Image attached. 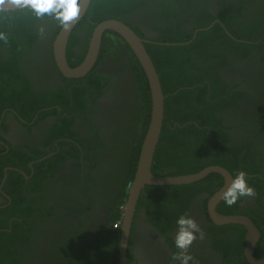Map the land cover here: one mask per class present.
Segmentation results:
<instances>
[{"label":"flooded vegetation","instance_id":"obj_1","mask_svg":"<svg viewBox=\"0 0 264 264\" xmlns=\"http://www.w3.org/2000/svg\"><path fill=\"white\" fill-rule=\"evenodd\" d=\"M111 19L141 39L145 51V45H158L152 28L158 20L149 14L127 12L97 22L88 20V26L76 28L79 21L70 33L73 44H68L69 35L65 47L70 68L84 61L93 28ZM12 23L8 18L1 26L10 29ZM55 23L53 17L41 19L33 27L34 41L22 44L16 33L18 49L0 47V264H119L123 217L149 123L150 98L142 134L144 94L134 60L140 65L125 40L105 31L91 69L81 78H67L53 55L52 42L61 28L54 35ZM221 28L232 44L245 42ZM200 30L189 41L175 45L187 44ZM261 51L264 54L263 46ZM241 52L233 45L224 66L214 71L236 99L233 107L220 114L221 123L228 128L231 143L254 141L264 148V127L259 124L264 122V55L252 47L245 55ZM147 90L149 96L148 85ZM237 90L244 96H236ZM14 97H38L46 105L35 110L19 101L14 108L8 102ZM195 146L190 144V149ZM183 158L164 172L156 168L154 173L160 175L153 173L152 159L150 171L155 176H183L169 175L177 168L182 171V164L193 161L189 168L195 164L192 156ZM220 167L229 178L211 173L184 184L194 185L187 192L174 194V188L182 185L141 187L130 214L124 264H179L174 259L180 251L174 236L176 220L184 214L194 218L204 232V238L198 237L189 248L194 257L189 264H260L264 260V194L241 197L229 207L215 196L235 176ZM257 189L262 191V184ZM118 211L119 220L111 224ZM223 217L244 218L252 228L222 222Z\"/></svg>","mask_w":264,"mask_h":264},{"label":"trees","instance_id":"obj_2","mask_svg":"<svg viewBox=\"0 0 264 264\" xmlns=\"http://www.w3.org/2000/svg\"><path fill=\"white\" fill-rule=\"evenodd\" d=\"M102 1L103 4L100 5V0H91L85 17L76 25V28L88 26V20L97 22L115 18L127 12L137 14L139 11L158 20V25L152 26L158 34V37L154 39L155 43L181 44L189 41L194 31L207 28L214 22L206 31H197L195 38L185 45H145L159 75L162 93L165 96L163 127L153 157L152 171L154 173L158 168L164 172L166 171V169L163 170L164 168L178 166L181 161H184L183 156H192V160L196 159L194 165L189 168L193 161L187 163L188 165L182 164L179 166L183 168L182 171L177 168V171L169 175L192 174L210 165H220L233 176H236L239 170L245 171L248 185L253 187L258 195L264 194V148H260L254 141L241 144L230 142L227 135L228 128L222 125L220 114L233 107L236 101L235 92L214 72L224 66L225 59L231 55L230 49L233 45L234 49L238 48L243 55L251 47L254 52L264 55L261 51L262 46L264 47V0ZM48 17L53 16L45 15L37 18L30 8L0 12V32L8 37L7 43L0 40V47L8 50H15L13 47L18 49L19 39L16 33L20 35L22 44L34 41L35 23ZM8 18L14 22L10 29L8 26H1V23L6 22ZM55 21L58 23L56 19ZM190 25L192 28L188 29ZM221 25L236 39L245 42L232 44L233 41L225 37ZM59 27L58 23L54 35ZM92 27L93 25L90 24L88 37ZM22 32H27L29 35L25 37ZM105 39L104 36L102 45ZM219 39L226 43L216 44L215 41ZM73 42L74 35L71 34L68 44ZM224 48L227 52L225 54ZM132 59L134 60L133 57ZM133 64L137 82L144 94V106L141 113L143 117L141 133L143 134L148 121L149 96L143 72L135 60ZM236 93V96H244L240 90ZM12 99L14 100H8V102L14 108L20 105L19 101L24 102L27 107L33 105L32 109L35 110L39 106L46 105L38 101V97H34V100L32 97L30 100L27 97ZM173 122H177V125H173ZM259 124L264 127V122ZM190 144H196V146L190 149ZM251 161H255L256 164H251ZM260 166L263 170L258 169ZM154 174L160 175V173ZM252 175L256 176L250 177ZM131 178L132 176L130 180ZM261 184L262 191L257 189ZM193 186H177L173 193L187 192ZM169 194L173 196L172 193L169 192ZM125 196L126 193H123L122 197ZM119 217L118 211L111 224L118 221Z\"/></svg>","mask_w":264,"mask_h":264},{"label":"water","instance_id":"obj_3","mask_svg":"<svg viewBox=\"0 0 264 264\" xmlns=\"http://www.w3.org/2000/svg\"><path fill=\"white\" fill-rule=\"evenodd\" d=\"M89 1L90 0H80L81 11L79 17L73 22L70 29L65 30L64 28L61 27L52 42L54 59L61 73L67 78L83 77L91 69L95 61V58L99 51L102 34L105 31L109 30L119 34L125 40L127 45L130 47L143 71L149 89V98H150L149 123L145 136L140 146V151L138 153L135 176L133 183L129 189L128 203L122 223L123 239L120 245L121 250L119 255V260H120L119 264H124V245L126 242L128 227L131 219L130 214L133 204L139 194V191L144 184L184 185L203 179L204 177L208 176L211 173H217L225 178H229V175L227 171L221 168L220 166H209L194 174L176 176V177H162V176L152 175L150 171V167L152 164L155 147L159 139L161 127L163 125L165 96L162 93L161 85L157 73L154 69V66L151 63V59L142 45L143 41L137 38L122 23L112 19L106 20L97 24L93 28L88 42V50L84 61L80 65L74 68H70L66 64L65 47L68 41V37L74 26L84 16ZM20 9H24V8L11 4L10 0H5L4 4H0V12L15 11ZM206 29L207 28L201 30H206ZM158 44H162V43H158ZM162 45H175V44L164 43ZM227 186L228 184H226L223 188L219 190V192L215 196L216 199H219L221 197L220 194ZM221 221L225 223L226 222L241 223L248 225L247 227L249 229L252 228L244 218H240V217H230V218L223 217L221 218ZM250 247L251 245L249 246V249ZM260 264H264V260H262Z\"/></svg>","mask_w":264,"mask_h":264},{"label":"clouds","instance_id":"obj_4","mask_svg":"<svg viewBox=\"0 0 264 264\" xmlns=\"http://www.w3.org/2000/svg\"><path fill=\"white\" fill-rule=\"evenodd\" d=\"M5 0H0L4 4ZM10 3L22 8H30L37 18L45 15L53 16L59 25L68 30L80 15V0H10ZM0 40L5 43L8 37L0 32ZM224 202L231 207L241 197H254L255 189L248 185L246 172L239 170L220 194ZM176 232L174 236L175 247L180 251L174 256L179 264H189L194 257L189 253V248L195 240L204 238V232L197 221L187 214L181 215L176 220ZM198 234V235H197Z\"/></svg>","mask_w":264,"mask_h":264}]
</instances>
